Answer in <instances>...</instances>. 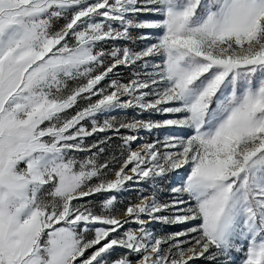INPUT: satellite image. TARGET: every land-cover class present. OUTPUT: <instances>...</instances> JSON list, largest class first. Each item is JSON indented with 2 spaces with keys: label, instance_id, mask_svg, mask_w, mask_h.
<instances>
[{
  "label": "snow or ice",
  "instance_id": "obj_1",
  "mask_svg": "<svg viewBox=\"0 0 264 264\" xmlns=\"http://www.w3.org/2000/svg\"><path fill=\"white\" fill-rule=\"evenodd\" d=\"M233 253L264 264V0H0V264Z\"/></svg>",
  "mask_w": 264,
  "mask_h": 264
},
{
  "label": "rangeland",
  "instance_id": "obj_2",
  "mask_svg": "<svg viewBox=\"0 0 264 264\" xmlns=\"http://www.w3.org/2000/svg\"><path fill=\"white\" fill-rule=\"evenodd\" d=\"M118 72H120L124 77H128L129 73L132 71V69L130 68H124L121 67L117 70ZM139 110H127L124 112H113L112 115L116 116L118 119L123 118L125 116L131 118L133 116H135L137 119H148L150 118L148 113H139ZM151 118L153 119H160L162 117H160L158 114H154ZM124 131V130H122ZM105 135L108 136H113V139L110 141V143L107 145V151L105 153L106 156H111V155H118L119 151L117 146L121 143L120 139L118 136H114L113 133L109 132V133H100L94 137L89 138L88 143H92L94 142L96 139H102ZM140 137L144 138V139H148V140H152L156 138V135L153 134L152 136H149L148 133L146 131H141L138 134ZM161 136L163 135V133L160 134ZM143 139L138 140L136 143L133 144V148L136 147L137 143H142ZM175 179V174L173 176H169L167 178V180L162 181L161 184L162 186H167L168 181ZM144 188H148V185H141ZM138 196V191L136 190L135 187L133 186H129V190H126L122 193L119 194L118 196V203L116 205V207L118 209H122L128 201H133L135 202L136 198ZM168 193L165 191L162 193V198H167ZM104 197L102 196H96L93 197V200L99 201L102 200ZM151 227L157 229V230H163L165 232H171V231H176L178 230L177 226H167V225H161L159 223L153 224L151 225ZM120 254V250L117 249V251L115 253H113L114 256L119 255ZM242 258V254L239 253H233V258L232 261L230 262V264H239L240 260ZM191 264H208V262L205 259H198V260H194L193 262H191ZM216 264H220V261H217Z\"/></svg>",
  "mask_w": 264,
  "mask_h": 264
}]
</instances>
